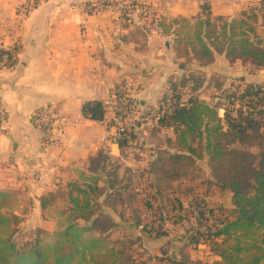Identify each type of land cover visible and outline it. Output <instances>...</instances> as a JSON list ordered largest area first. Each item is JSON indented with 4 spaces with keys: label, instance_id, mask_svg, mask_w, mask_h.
<instances>
[{
    "label": "trees",
    "instance_id": "obj_1",
    "mask_svg": "<svg viewBox=\"0 0 264 264\" xmlns=\"http://www.w3.org/2000/svg\"><path fill=\"white\" fill-rule=\"evenodd\" d=\"M90 5L87 3L86 7ZM240 14L214 18L206 2L198 18H163L157 27L161 33L173 36L177 57L185 62L207 66L222 54L229 62L263 67L264 37L258 31L264 28V0ZM20 52L19 44L0 48V68L14 67ZM189 78L183 75L170 81L167 92L174 102L162 110L157 123L171 129L174 135L164 139L148 162L150 187L141 186L144 175L134 168L107 160V156L94 158L93 174L85 181L69 184L66 223L53 234V248L44 246V238L50 234L39 228L34 230L31 244L17 241L15 235L23 217L14 210L17 199H13L12 191L0 190V264L127 263L130 258L125 257L124 251L108 244L107 238L119 224L107 209L123 223L133 221L134 226L142 227L154 239L163 238L167 235L165 213L169 212L164 202L169 200L171 188L190 175L199 178L203 161L214 184L231 192V206L199 199L193 188H187V194L192 196L189 207L176 197L180 205L176 222L196 220V225L186 229V244H207L220 258L214 264H264V82L245 81L220 88L210 104L199 96L203 81L192 78L191 82ZM166 98L167 93L161 102ZM220 110L224 111L223 116ZM82 113L101 121L107 107L102 100H90L83 104ZM118 144L124 150L129 142L120 140ZM99 180L104 184L99 185ZM143 194L144 207L157 213L155 220L161 219L157 227L145 223L137 205ZM178 256L171 257L169 250L163 248L162 257H150L156 263L143 264H194L184 250Z\"/></svg>",
    "mask_w": 264,
    "mask_h": 264
},
{
    "label": "crops",
    "instance_id": "obj_2",
    "mask_svg": "<svg viewBox=\"0 0 264 264\" xmlns=\"http://www.w3.org/2000/svg\"><path fill=\"white\" fill-rule=\"evenodd\" d=\"M24 1L0 0V45H21L17 64L0 68L7 115L0 126V190L21 191L19 203L29 205L21 217L53 235L66 220L69 184L93 174L94 158L122 162L124 156L104 122L111 113L92 120L83 115V104L106 102L116 89L130 92L142 108L160 105L177 79L175 52L170 35L122 19L118 9L88 12L85 4L97 0H43L23 14L18 6ZM131 1L161 8L168 18H191L207 0ZM207 3L212 16H237H230L232 0L222 8ZM46 105L68 118L59 135L31 122L32 113Z\"/></svg>",
    "mask_w": 264,
    "mask_h": 264
},
{
    "label": "rangeland",
    "instance_id": "obj_3",
    "mask_svg": "<svg viewBox=\"0 0 264 264\" xmlns=\"http://www.w3.org/2000/svg\"><path fill=\"white\" fill-rule=\"evenodd\" d=\"M43 0H25L20 3L18 9L27 13V11L36 6ZM208 1V0H207ZM206 1V2H207ZM213 5L216 7H223L227 0H211ZM206 2L203 1V4ZM233 13L230 16L240 17V9L247 10L250 7L258 5L260 0H232ZM87 3H92V5L87 6ZM85 8L87 11L92 10V12L97 11V9H118L120 11V16L126 21L136 23L137 25H143L144 29L147 31L152 28L157 29L158 21L165 18L171 20L173 18H168L165 15L163 9L161 8H151V5H146L142 3H136L131 0H97L94 2H87ZM201 15V11L198 16ZM196 17H191L189 19H196ZM213 17H217L213 15ZM181 18V17H178ZM186 18V17H185ZM188 18V17H187ZM159 29V28H158ZM160 31V30H159ZM161 32V31H160ZM258 33L264 37V28H260ZM173 41V36H170ZM175 43L173 41V47ZM175 52V63H174V75L177 79H181L183 75H186L191 80L192 78L199 79L203 81L201 86L199 96L202 100L213 104L215 101V96L218 95L220 88L229 87L233 83H243V82H264V66L260 67L251 63H242L240 61L229 62L225 59L224 55H216L215 61L207 66H201L197 62H185L184 59L178 58ZM192 82V80H191ZM187 91V90H186ZM122 95L134 105V109L137 113L133 111L132 117L128 120L126 127L132 129V140L123 150L124 156L122 163L124 165L130 166L137 169L139 175H144L141 178V186L150 187L151 177L146 173L148 167V162L152 158L155 149L162 145L164 139L167 136H173V131L171 129L161 128L158 123V117L165 110L162 108V102L160 105L154 108H142L139 103L135 102L134 96L126 90H122ZM188 96H185L187 98ZM164 103V102H163ZM160 107L162 109H160ZM163 110V111H162ZM224 111H220V115H223ZM138 117V118H137ZM136 118V119H135ZM139 127L138 130L134 131L133 126ZM246 149L256 151L252 147L243 146ZM128 159L130 161H128ZM201 173L200 177H189L183 179L182 181L175 183L171 188L166 206L168 207V213H165L166 219L164 223V229L167 230V235L160 239H154L149 232H146L142 227H136L133 225V221L129 223H123L114 213L110 214L112 218L119 224L118 227L114 228L107 238L108 244L121 249L124 251V255L130 260H127L125 264H143L144 262L156 263V259L150 260V257L157 255L162 257V250L166 248L169 250V255L171 257H179L181 250H184L188 256L194 260V264H214L215 261L220 260V258L214 255L209 246L205 243L199 245H188L185 233L186 229H189L192 225H196V220H191L188 218L184 222H176V213L180 211V205L176 197L182 199L185 207H189V201L192 196L187 193V188L194 189L195 195L199 199H206V201L216 204H225L231 206V192L219 185L214 184V178L212 177L210 170L206 162H200ZM14 194V200L17 199L15 204V211L18 212L19 216L25 215L29 212V205L26 203H19L20 198L23 193L21 191H12ZM24 196L22 197V200ZM140 200L137 205L141 208L142 213L145 217V223L148 225L154 223L153 226L157 227L159 221L158 218L155 220L157 213H153L152 209H146L143 205L144 194L140 196ZM159 202H155L157 206ZM63 207V206H62ZM60 206V209H62ZM167 212V211H166ZM60 223V222H59ZM66 220L63 219L60 225L64 226ZM34 230L31 222L25 220L21 222L19 226V231L16 233L15 237L20 243H30L34 238ZM154 235V234H153ZM44 246L46 248H53L56 243L55 236L49 235L44 238ZM124 243V246L122 245ZM30 246V245H29Z\"/></svg>",
    "mask_w": 264,
    "mask_h": 264
},
{
    "label": "built area",
    "instance_id": "obj_4",
    "mask_svg": "<svg viewBox=\"0 0 264 264\" xmlns=\"http://www.w3.org/2000/svg\"><path fill=\"white\" fill-rule=\"evenodd\" d=\"M0 48H5L0 45ZM7 61L6 56L3 59ZM162 103V108H169L174 100L171 98V93L167 92V98ZM107 111L111 113L109 118H105L104 122L111 129L112 140L119 143L120 140H126L130 143L132 140V129L126 127L128 120L132 117V112L137 110L134 109V105L122 95L119 90H114L113 94L105 102ZM138 118V117H137ZM136 119V118H135ZM7 120V115L2 101L0 100V126L3 125ZM31 122L35 126L46 131L50 136L60 134L63 132L65 125L68 122V118L60 113L55 106L46 105L40 109L34 111L31 115ZM164 264H169L165 261Z\"/></svg>",
    "mask_w": 264,
    "mask_h": 264
}]
</instances>
